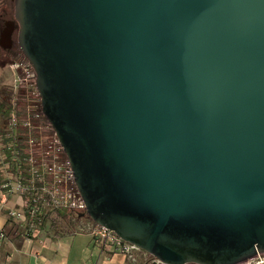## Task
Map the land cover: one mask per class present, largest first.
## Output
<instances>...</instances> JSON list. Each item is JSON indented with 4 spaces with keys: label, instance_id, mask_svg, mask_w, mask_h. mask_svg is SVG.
<instances>
[{
    "label": "water",
    "instance_id": "1",
    "mask_svg": "<svg viewBox=\"0 0 264 264\" xmlns=\"http://www.w3.org/2000/svg\"><path fill=\"white\" fill-rule=\"evenodd\" d=\"M14 19L87 218L162 264L264 253V0H15Z\"/></svg>",
    "mask_w": 264,
    "mask_h": 264
},
{
    "label": "built area",
    "instance_id": "2",
    "mask_svg": "<svg viewBox=\"0 0 264 264\" xmlns=\"http://www.w3.org/2000/svg\"><path fill=\"white\" fill-rule=\"evenodd\" d=\"M16 58L11 60L10 66L19 71L20 77L16 80L19 85L13 86L12 91L14 96H18V100L25 104V115L18 119L13 110L7 128L13 131L20 125L27 130L29 136L33 135V132L35 136L27 138L29 146V156L26 159L29 168L27 184L22 185L21 179L7 177V183L1 186L3 203L0 204V212L5 210L8 217L20 225H26L24 236L31 240L37 235V225L41 223L42 217L55 210L69 211L70 222L74 226L73 234L90 237L102 252L119 255L132 264H162L142 249L123 241L114 232L96 225L85 216V203L75 185L70 165L42 113L35 87V73L23 55ZM12 107L16 109L15 100ZM13 194H16L14 207L8 208L4 202H8ZM80 214H84V217L80 218ZM79 222L84 224L76 227L75 224ZM4 239L5 235L1 231L0 242ZM240 264H264V253H257Z\"/></svg>",
    "mask_w": 264,
    "mask_h": 264
},
{
    "label": "crops",
    "instance_id": "3",
    "mask_svg": "<svg viewBox=\"0 0 264 264\" xmlns=\"http://www.w3.org/2000/svg\"><path fill=\"white\" fill-rule=\"evenodd\" d=\"M7 203L8 207H14L11 199ZM1 231L5 239L0 242V264H132L119 255L102 252L86 235L72 234L50 240L37 234L27 240L5 210L0 212Z\"/></svg>",
    "mask_w": 264,
    "mask_h": 264
},
{
    "label": "trees",
    "instance_id": "4",
    "mask_svg": "<svg viewBox=\"0 0 264 264\" xmlns=\"http://www.w3.org/2000/svg\"><path fill=\"white\" fill-rule=\"evenodd\" d=\"M10 62V58L0 50V69L8 66ZM18 98V96H14L10 88L4 87L0 89V133L2 134V152L5 157L4 164L7 165L8 175L12 176V179H21L22 185H26L29 177V168L26 162L29 156L27 138L35 136V133L33 132V135L29 136L27 130L20 125L14 128L13 131H9L7 128V122L13 110L18 119L23 118L25 115V104L20 102ZM14 100L16 109L12 107ZM19 137L21 139H18ZM1 168L2 165L0 164V193L2 199L3 189H1V186L6 184L8 179L1 174ZM29 204L31 205V202ZM70 215L69 211H52L49 215L42 217L41 223L37 225V234L50 240L72 235L73 228L70 222ZM17 224L19 233L24 236L27 226Z\"/></svg>",
    "mask_w": 264,
    "mask_h": 264
},
{
    "label": "flooded vegetation",
    "instance_id": "5",
    "mask_svg": "<svg viewBox=\"0 0 264 264\" xmlns=\"http://www.w3.org/2000/svg\"><path fill=\"white\" fill-rule=\"evenodd\" d=\"M14 1L0 0V50L4 55L16 58L21 56L22 53L17 42L18 25L14 19ZM9 29H12V33L10 35L9 46L6 48L7 45L4 39Z\"/></svg>",
    "mask_w": 264,
    "mask_h": 264
},
{
    "label": "rangeland",
    "instance_id": "6",
    "mask_svg": "<svg viewBox=\"0 0 264 264\" xmlns=\"http://www.w3.org/2000/svg\"><path fill=\"white\" fill-rule=\"evenodd\" d=\"M11 33H12V29H9V32L7 33L6 38L4 39L6 41V43L5 42L4 43L7 45L6 48H8V46H9V40H10ZM7 57H9L10 60H13L15 58V57L13 58L10 56H7ZM10 64H12V62H10ZM10 64L8 66H5L2 69H0V89L7 87V88H10L12 90L13 86L19 85L18 83H16V80L19 79L20 73H19V71L11 68ZM2 148H3L2 134L0 133V164L2 165L1 174L3 176L11 178V176L8 175V173H7V165L4 164L5 157L3 155ZM12 184H14V183H12ZM10 198H11L12 204H14L16 194L11 195ZM4 203L6 205L8 204L7 202H4ZM7 207H8V205H7ZM8 208H10V207H8ZM81 224H84V223L79 222L78 224H75V226L77 227L78 225H81ZM71 226H72V228L74 227L73 225H71Z\"/></svg>",
    "mask_w": 264,
    "mask_h": 264
}]
</instances>
